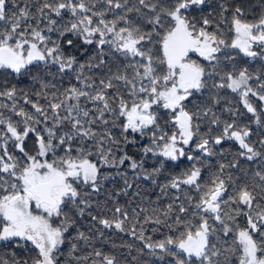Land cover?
<instances>
[{
	"label": "snow or ice",
	"instance_id": "snow-or-ice-1",
	"mask_svg": "<svg viewBox=\"0 0 264 264\" xmlns=\"http://www.w3.org/2000/svg\"><path fill=\"white\" fill-rule=\"evenodd\" d=\"M0 77V264H264V0H0Z\"/></svg>",
	"mask_w": 264,
	"mask_h": 264
},
{
	"label": "trees",
	"instance_id": "trees-1",
	"mask_svg": "<svg viewBox=\"0 0 264 264\" xmlns=\"http://www.w3.org/2000/svg\"><path fill=\"white\" fill-rule=\"evenodd\" d=\"M3 79H4L3 77H0V81H3ZM7 79L10 82L15 83V81L12 79V77H8ZM166 175H167V173L165 174V176ZM165 176H161L159 178L158 184L164 182ZM115 187L118 189L120 187V185L117 184ZM134 190L135 189L130 190L128 197H124V196L119 197L115 203L119 204V205H123V206L127 207L129 209V211H131V209L136 208L138 204L143 203L144 205H147V204H149V202H155L157 200V197H159L161 195L159 192V188L156 186H153L151 184V182H141L140 189H139V191L141 193V197H137L135 200H131L132 191H134ZM100 199L103 200L104 197H101ZM167 202H168L167 198L161 197L159 200V203L161 205H164ZM107 204H108V207H114L115 206V204L113 203L112 200L107 201ZM152 206H155V204L153 203ZM107 235L110 236L111 239L113 241H115L117 244L125 242V243H130V244H134V245L139 246L138 241H135L134 239L130 238L127 235L119 234L116 232H107ZM104 247H105L106 251H113L116 254L120 255V258L122 260H126L127 264H135V261L132 260V256L138 255V253L135 251V249H132V250H129L126 248L111 249L110 246H108V245H105ZM12 250L13 249L11 247H8V248L0 247V256L8 255L11 253ZM129 251H131V255H128ZM145 251L147 252V250H145ZM140 259L141 260H148L150 262V264H164V262L157 260L155 257H150L147 255L141 256Z\"/></svg>",
	"mask_w": 264,
	"mask_h": 264
}]
</instances>
